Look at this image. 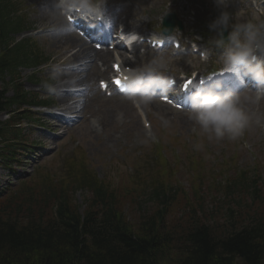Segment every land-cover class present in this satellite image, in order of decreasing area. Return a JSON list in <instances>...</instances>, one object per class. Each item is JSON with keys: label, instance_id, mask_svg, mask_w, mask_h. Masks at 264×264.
Returning a JSON list of instances; mask_svg holds the SVG:
<instances>
[{"label": "rangeland", "instance_id": "1", "mask_svg": "<svg viewBox=\"0 0 264 264\" xmlns=\"http://www.w3.org/2000/svg\"><path fill=\"white\" fill-rule=\"evenodd\" d=\"M171 1L173 5L166 7L168 0L156 3H153L152 0H142V8L145 11L142 13L144 18H148L151 22L150 24L155 25L157 18L161 15L163 16L168 8L177 12L175 0ZM196 1L179 0L180 14L188 17L194 11V16L190 17L198 16L199 10L198 5L195 4ZM204 1L207 3L208 0ZM22 4L24 5L22 9L24 10L26 24L32 25L35 23L39 27V17L37 15L35 18L32 17V12H34L31 10L33 3H30V0H22ZM234 5H237L235 1L232 2V6ZM248 7V3H246V7L236 8L234 6V8H228L227 10L231 13L241 11L243 15L250 16L247 11ZM193 29H198L196 22L193 24ZM30 30L33 31L31 28ZM22 35L17 34L15 38L19 40ZM34 37L38 40L36 45L44 53V56H48V60L45 65L35 68V70H39L34 74V77H30L32 72L27 68L20 69L19 76L26 91L42 96L51 87L52 75L55 74V65L58 61L57 56L60 53H53L47 43H43L40 34ZM206 45L208 46V44ZM149 60L150 58L147 57L146 62ZM171 62L172 60L170 59L169 68L172 69ZM217 63L221 64V62ZM185 64L186 66L189 65L188 62H185ZM175 65L177 66V64ZM191 68L186 67L184 70H190ZM200 68L204 69L203 67ZM58 69L62 70L64 68ZM194 70H197V68L194 67ZM208 70H211L210 66L204 69V71ZM49 79L51 82L47 86L46 80ZM49 99L54 103L52 94H49ZM113 100L105 101L108 106H113L115 102ZM71 102L68 103L70 104ZM124 104L127 105L128 103L122 101L116 105L121 106ZM246 107L251 116L249 126L244 130L243 135L234 141L228 138L220 141H209L201 133L199 126L194 121L188 119V122H180L178 120L179 113L169 110L165 114H160L156 110L149 109L146 110L148 123H150L149 128L144 129L140 121L137 118L136 120L134 119L142 134H139V131L128 120L126 122L116 119L118 128L104 133L95 121L79 124L80 117L79 123L69 129L68 133L58 136L60 128L50 126L53 122L49 117L45 116L47 112L37 109L31 111L34 112V119H40V128L37 125L31 130L26 128L25 133L29 134L30 139H36L35 144L42 145L41 150H34V154L37 157L33 158L36 161L41 159L46 161L45 163L50 165L46 167L47 169L50 168L54 173L57 171L63 174L60 179H62V183L64 182L65 186H70L69 183H71L70 173L68 172V175H66L67 172H65L67 160L68 166L73 165L76 169L88 167L99 179H104L111 186H121L123 188L121 191L124 193L119 199L122 203V214L126 220L125 222L131 225L132 233L137 232L135 228L138 225V215L142 212L150 211L153 207V203L149 200V192L140 197L134 195V190L139 188L131 176L135 171L138 172L141 183H148L152 178V173L156 171L159 172V181L163 182V186L172 184H176V187L180 186L183 195H178L177 199L167 208L166 219L170 223L178 221L181 226V223L191 220V217L194 216L195 220H199L201 223L225 225V218L229 215V206L223 204V208L220 210V204L222 203L221 192L227 184L232 181L236 182V177L241 173H244L245 178L259 181L260 189L263 193L260 200L252 204L249 215L252 216L264 210V100L248 104ZM92 111L93 108H90L86 111V114ZM23 113L25 114L22 115L20 113L19 118L22 119L31 114V112L27 111ZM87 116L89 118V114ZM126 118L128 119L127 115ZM164 120L168 121L167 125H165ZM111 134L118 140L111 139ZM40 140L42 141L40 142ZM155 144H158L156 149H154ZM199 145H202V147H198ZM48 153L50 154L46 157ZM158 153L160 154L158 155ZM183 158H186L185 162H182L181 159ZM224 160L226 161L224 165H220ZM25 161V159L21 160L22 163L19 165L18 170H14V166L8 162L0 163V189L8 183H14L17 177L29 172L28 170L33 162L24 164ZM235 166L243 171L232 175ZM221 172L223 174L229 173L232 176L218 182L215 187L210 186L212 179H218L217 177ZM200 180L204 182V186L199 188V190L197 189L196 195L203 199V208L210 213L208 217L200 214L201 209L197 208L199 198L194 195L196 188L192 187ZM245 186H249L248 179L245 182ZM138 194L141 195V193ZM86 198L87 202L83 203ZM68 199L71 201L72 207H79V210L76 208V213L82 217L87 211L88 204L94 198L91 192L75 191L73 193L72 191ZM224 200L227 201V199ZM245 204L248 205L250 202L247 201ZM96 208L99 210L102 206L97 203ZM170 231L174 233L172 230ZM180 233L179 231L175 232V236ZM167 258L161 263H175V255Z\"/></svg>", "mask_w": 264, "mask_h": 264}, {"label": "trees", "instance_id": "2", "mask_svg": "<svg viewBox=\"0 0 264 264\" xmlns=\"http://www.w3.org/2000/svg\"><path fill=\"white\" fill-rule=\"evenodd\" d=\"M239 183L228 185L224 196L246 191ZM246 187L255 197V182ZM84 190L95 200L82 217L68 192L57 195L48 220L33 218L22 224L0 217V264H160L171 255L176 256L174 264H264V218L246 219L244 213L228 209L225 225L201 223L194 216L181 226L169 225L167 208L180 191L158 184L149 197L152 209L138 215L137 232L132 233L112 193L91 185ZM47 199L40 197L39 203L45 205ZM97 201L99 210L92 205ZM197 203L202 213V200ZM177 231L181 233L175 236Z\"/></svg>", "mask_w": 264, "mask_h": 264}, {"label": "clouds", "instance_id": "3", "mask_svg": "<svg viewBox=\"0 0 264 264\" xmlns=\"http://www.w3.org/2000/svg\"><path fill=\"white\" fill-rule=\"evenodd\" d=\"M232 0H213L218 11L217 16L207 27L216 31L218 39L212 41L216 49L222 50L219 61L223 72L235 76L238 82L244 83L250 78L258 86H264V59L257 53L264 54V9L252 11L245 16L241 11L231 13L227 9ZM106 0H43L44 15L56 27L71 32L73 14L89 27L98 23L109 26L105 17ZM235 21V22H233ZM231 28L226 39L223 31ZM126 45H131L137 37L123 36ZM210 52L204 51L200 59H209ZM170 57L158 54L142 67L125 70L122 75L121 91L124 97L137 107H147L158 97L166 95L172 88L173 79L166 73L169 70ZM264 98V89L258 87L256 92L244 90L237 92L224 90L220 82L194 84L187 95L188 118L199 126L209 141H220L224 138L236 140L249 126L251 116L247 105L258 103ZM165 125L168 124L164 120ZM198 147H202L199 145Z\"/></svg>", "mask_w": 264, "mask_h": 264}, {"label": "bare ground", "instance_id": "4", "mask_svg": "<svg viewBox=\"0 0 264 264\" xmlns=\"http://www.w3.org/2000/svg\"><path fill=\"white\" fill-rule=\"evenodd\" d=\"M31 3H33L34 6V13L33 15L36 16L38 15L39 19H40V23H39V32H42L43 30L49 28V31L52 30H56V35L51 36L49 39L46 38L45 39L48 43V45L50 46V48L53 49L54 52L56 53H60L62 55H58L57 56V60L61 63V64H68L71 67H75L77 68V71H82V76L84 79H77L75 82L79 85L83 84V85H87V82H90L92 80V78H94L95 76L99 75V74H107L108 72V67H107V59L109 56L108 52H94L92 50L89 49H82L81 47L77 46V43L79 42V40L77 41L74 36H72L68 31H64L58 27H56L52 22H50V20L44 15L43 10H42V4H43V0H30ZM40 5V6H39ZM122 3H114L112 6L109 7V9L112 10V14H116L119 9L121 8ZM114 22H116V17L112 18ZM124 27L128 30V29H133L135 28V26L133 25V23L128 22L127 20V16L125 17L124 20ZM47 31V32H49ZM46 32V33H47ZM70 50V52H69ZM134 50L136 51V49L134 48ZM66 57H64V55ZM95 61L101 63L102 68H98L95 64ZM131 61V60H130ZM140 59L135 60L134 62H129L128 64H135V63H139ZM79 69V70H78ZM56 79H57V85L55 86V88H64L66 87L67 83L66 81H70L73 80V74H68V73H57L56 74ZM86 80V82L84 81ZM81 85V86H83ZM89 93H91V88L88 87L86 88V98L89 102V105L93 102V100L91 99V94L89 95ZM65 95H60L58 97L59 103L64 105V100ZM70 106H65L64 109L65 110H70ZM113 109V112H119L118 109L116 108H111ZM151 109H155L158 113L160 114H165L166 112L169 111L168 107L166 106H162V105H152ZM112 111V110H111ZM110 111H107L106 114L104 115V117H98L95 119V122L97 123L98 126H100L102 128V131L104 133H108L109 131H114L115 129L118 128V126L116 125V115H113L112 117L109 114ZM124 113L119 112V114H121L122 116H131L132 113V109L131 108H125L124 109ZM61 112H57V114L55 115L56 117H60ZM135 117H131L129 118V122L131 123V125L133 127L136 128V130H140L138 124L135 122L134 120ZM146 118V117H145ZM188 115L187 113L185 114H180L178 120L180 122H188ZM82 123H88V120L83 121ZM128 133V132H127ZM139 134H142L140 131L138 132ZM144 133V132H143ZM111 139L114 140H118V138H116L113 134Z\"/></svg>", "mask_w": 264, "mask_h": 264}, {"label": "snow or ice", "instance_id": "5", "mask_svg": "<svg viewBox=\"0 0 264 264\" xmlns=\"http://www.w3.org/2000/svg\"><path fill=\"white\" fill-rule=\"evenodd\" d=\"M115 83H116L117 85H119V81H115ZM101 87H106V85L101 84Z\"/></svg>", "mask_w": 264, "mask_h": 264}]
</instances>
